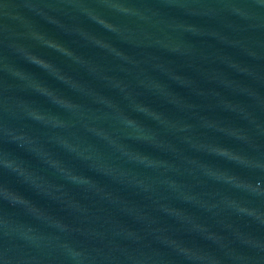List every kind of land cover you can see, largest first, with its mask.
Listing matches in <instances>:
<instances>
[{
  "label": "water",
  "instance_id": "95a60500",
  "mask_svg": "<svg viewBox=\"0 0 264 264\" xmlns=\"http://www.w3.org/2000/svg\"><path fill=\"white\" fill-rule=\"evenodd\" d=\"M0 264H264V0H0Z\"/></svg>",
  "mask_w": 264,
  "mask_h": 264
}]
</instances>
